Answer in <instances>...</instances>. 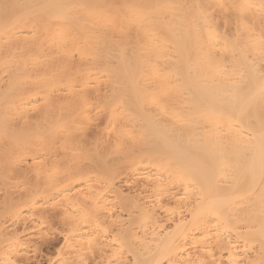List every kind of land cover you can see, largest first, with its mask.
Here are the masks:
<instances>
[{
    "label": "bare ground",
    "instance_id": "obj_1",
    "mask_svg": "<svg viewBox=\"0 0 264 264\" xmlns=\"http://www.w3.org/2000/svg\"><path fill=\"white\" fill-rule=\"evenodd\" d=\"M0 190V264H264V0H0Z\"/></svg>",
    "mask_w": 264,
    "mask_h": 264
},
{
    "label": "rangeland",
    "instance_id": "obj_2",
    "mask_svg": "<svg viewBox=\"0 0 264 264\" xmlns=\"http://www.w3.org/2000/svg\"><path fill=\"white\" fill-rule=\"evenodd\" d=\"M124 180V179H123ZM123 184V183H122ZM122 186H124V187H122L123 189V191L125 192V193H127V192H130V193H132L133 191H128V189L126 188L127 186L125 185V183L122 185ZM126 186V187H125ZM14 191H16V189H13ZM20 191V190H19ZM19 191H17V192H19ZM10 192H12V191H10ZM22 192V191H21ZM130 193H128V194H130ZM2 194H4V192L2 191V190H0V197L1 198H3L2 196ZM2 195V196H1ZM131 195V194H130ZM132 195H133V193H132ZM0 198V199H1ZM2 200V199H1ZM118 207L116 206V210L115 211H113V212H116L117 210L119 211V208L117 209ZM125 213V212H124ZM58 214V213H57ZM123 215H125V214H123ZM58 219V218H57ZM57 219H55V220H53L54 222V226L51 224V226H49V227H51L50 229L49 228H47V230L45 229V231H43V236L45 237V239H40L41 237L40 236H42V235H40V236H36L35 237V239H33V241H35L34 242V244H31V245H33V246H31L30 245V243H31V241H32V238H30L29 239V246H30V248H31V250H30V253L29 254H31L30 255V259H29V263H28V261H27V263H26V261H24L23 263L25 264H54L55 262H56V260L58 259H61L60 258V256H58V253L62 250V248H63V246L62 245H64V238H65V236L64 237H62L63 235H61L62 233L64 234L66 231H67V227H63V226H60L59 224L61 223L59 220V222L60 223H58V224H56V222H58V221H56ZM62 225V224H61ZM48 227V226H47ZM59 227V228H58ZM64 229H63V228ZM60 228H61V230H60ZM55 229V230H54ZM66 229V230H65ZM109 229H111V228H109ZM54 230V231H53ZM57 230V231H56ZM60 230V231H59ZM65 230V232H63ZM113 231H115L116 229H115V227L112 229ZM50 231V232H49ZM51 231H53V232H51ZM58 232V234L56 233V232ZM109 231H111V230H109ZM108 231V232H109ZM46 232V233H45ZM51 233V234H50ZM60 233V234H59ZM111 232H109V234H110ZM115 233H116V231H115ZM49 234V235H48ZM57 234V235H56ZM66 234V233H65ZM64 234V235H65ZM112 234H114L113 232H112ZM61 235V236H60ZM56 236V237H55ZM110 237H111V234L109 235ZM114 236V235H113ZM53 237V238H52ZM51 238V239H50ZM40 240H42V241H40ZM49 240H52V242L51 241H49ZM55 240V241H54ZM33 241H32V243H33ZM48 241V242H47ZM37 242V243H36ZM50 242V243H49ZM43 243V244H42ZM49 243V244H48ZM34 245H35V247H34ZM44 245V246H43ZM62 248H61V247ZM33 247V248H32ZM39 249H38V248ZM256 249V248H255ZM254 249V250H255ZM32 251H33V253H32ZM36 252V253H35ZM36 254H38V255H36ZM225 255V254H224ZM59 257V258H58ZM128 257H129V259H131V256H129V255H127L126 256V260L128 259ZM56 259V260H55ZM128 259V260H129ZM52 260V261H51ZM55 260V261H54ZM34 261V262H33ZM60 261V260H59ZM59 261H57V262H59ZM54 262V263H53ZM56 262V263H57ZM55 263V264H56ZM91 263H92V261H91ZM58 264V263H57ZM94 264V263H93Z\"/></svg>",
    "mask_w": 264,
    "mask_h": 264
}]
</instances>
